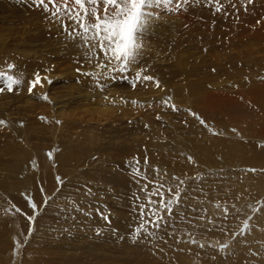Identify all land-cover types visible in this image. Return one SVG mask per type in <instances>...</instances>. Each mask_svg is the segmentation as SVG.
Segmentation results:
<instances>
[{"label":"rangeland","instance_id":"obj_1","mask_svg":"<svg viewBox=\"0 0 264 264\" xmlns=\"http://www.w3.org/2000/svg\"><path fill=\"white\" fill-rule=\"evenodd\" d=\"M52 11L0 0V264H264V0H148L124 71Z\"/></svg>","mask_w":264,"mask_h":264},{"label":"snow or ice","instance_id":"obj_2","mask_svg":"<svg viewBox=\"0 0 264 264\" xmlns=\"http://www.w3.org/2000/svg\"><path fill=\"white\" fill-rule=\"evenodd\" d=\"M146 2L148 0H63L61 4L58 0H47V2L46 0H32V3L37 7L42 6L46 13L51 4L54 9L51 13L52 17H58L63 12L82 30L77 35H83L86 43L96 41L98 46L104 50L105 55L110 52L115 59H123L125 63L121 66V71H124L126 65L133 61L136 49L139 47L135 34L146 19L142 14V5ZM217 11L220 9L217 8ZM62 26L69 35L72 34L73 29H70L68 24ZM89 34L91 35L89 36ZM12 67V64L8 65V68ZM137 78H141L139 73H137ZM142 79L152 80L153 77L145 75ZM19 82V80L8 77V90L11 91L12 85ZM40 82L41 77L37 73L28 89L29 92H32L33 87ZM44 98L47 99V97ZM200 123L203 124L204 121L201 120ZM48 155L51 157V153ZM32 207L35 208L36 205H32ZM140 209L142 212L144 211L143 204L140 205ZM101 215L103 216V213ZM103 218L108 219L107 216H103Z\"/></svg>","mask_w":264,"mask_h":264},{"label":"bare ground","instance_id":"obj_3","mask_svg":"<svg viewBox=\"0 0 264 264\" xmlns=\"http://www.w3.org/2000/svg\"><path fill=\"white\" fill-rule=\"evenodd\" d=\"M154 3H156V2H153V3H151L152 5L154 4ZM1 23V22H0ZM1 26V25H0ZM0 31H1V28H0ZM3 31H4V29H3ZM0 39H2L1 37H0ZM5 40V39H4ZM1 42V41H0ZM45 78V77H44ZM45 80V79H44ZM45 82V81H44ZM47 177V176H46Z\"/></svg>","mask_w":264,"mask_h":264}]
</instances>
